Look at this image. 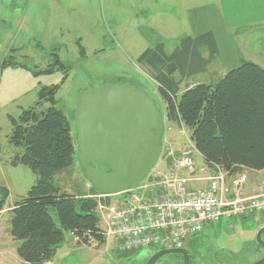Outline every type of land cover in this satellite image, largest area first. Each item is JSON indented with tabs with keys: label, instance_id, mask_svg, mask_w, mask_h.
<instances>
[{
	"label": "rangeland",
	"instance_id": "1",
	"mask_svg": "<svg viewBox=\"0 0 264 264\" xmlns=\"http://www.w3.org/2000/svg\"><path fill=\"white\" fill-rule=\"evenodd\" d=\"M164 3L153 0H0V67L4 60L13 59L15 63L28 69L45 71L53 63L51 54L55 53L70 69L68 78L62 85V72L33 77L31 73L16 68L0 71V201H3L0 210V264H25L17 257V243L9 234L10 208L26 197L30 188L38 181L37 175L28 168L11 167L13 157L22 153V149L8 144L12 130L8 117L17 118L22 111L34 107L41 88L61 85L55 97V108L62 112L71 126L73 163L52 176V182L63 193L80 196L91 188L77 161L73 114L76 99L83 91L104 84H122L128 80L133 86L143 88L159 108L164 130L161 154L152 173L160 172L166 176L174 174V166L171 164L173 158L188 150L195 157L196 169L199 168L198 165H202L190 144L188 129L166 120L165 106L158 97V86L152 79V71L146 64L137 62L144 48L156 42L152 38L161 39L166 54H169L182 37V33L178 35L180 30L186 28L182 22H178L175 28L165 25L164 31L160 28L161 32L158 34L153 26L158 24L160 16L146 19L150 12L169 10L167 2ZM191 4L196 6L200 3ZM186 5L188 7L189 2ZM182 14L184 13L181 11ZM144 31L149 32L150 40L143 34ZM223 39L219 37L218 51L212 54L213 59L209 58L211 51L206 46L199 49L208 60L205 73L185 78L179 85L181 91L209 78L215 85L223 78V73L233 68L227 64L226 59L237 46L247 62L251 60L264 66V29L246 33L245 40L237 36L236 41L229 40L228 45ZM78 40L85 49L84 59L80 58L75 44ZM42 104L37 108L40 112L49 107L48 104ZM196 188L199 187L194 186ZM1 189H5L7 195ZM117 199L111 198L110 204L117 206ZM101 202L107 204V199ZM102 224L101 222V229ZM262 227L264 215L223 220L212 226L196 237V240L205 242V247L199 248V254L195 256L197 264H222V261L231 264L223 253L218 255L220 260H213V254L219 249H229L235 257L239 256L235 253L241 249L249 254L248 246L252 250L251 241H255L257 231ZM254 245V248L258 247L257 243ZM155 250L150 247L130 255L119 252L117 241L113 238L106 237V243L95 249L79 246L77 241L67 235L64 246L57 250L53 260L47 264H136L129 259H142L141 257L148 256ZM260 256L261 254L259 258ZM177 257L179 256L166 255L157 264H181V258L177 262ZM247 258L242 259V264L248 262ZM230 259L233 260L232 257Z\"/></svg>",
	"mask_w": 264,
	"mask_h": 264
},
{
	"label": "trees",
	"instance_id": "2",
	"mask_svg": "<svg viewBox=\"0 0 264 264\" xmlns=\"http://www.w3.org/2000/svg\"><path fill=\"white\" fill-rule=\"evenodd\" d=\"M154 48L142 53L137 62L146 64L157 83V93L165 106V117L190 132V142L205 165L220 166L229 173L264 170V69L243 62L229 71L215 85L197 84L179 95V74H195L202 69L199 48L215 51L213 38L204 36L187 41L167 56L158 40ZM81 59L86 57L81 41H76ZM53 63L45 71L20 66L13 59L4 60L0 71L16 68L33 77L62 72L61 85L70 69L51 54ZM213 57V56H212ZM60 84L41 88L34 107L17 118L8 117L11 134L8 144L22 149L11 167L23 166L37 175V183L10 210L9 234L17 243L16 255L25 264H47L62 248L69 235L79 246L100 248L106 238L100 229L97 212L98 193L91 187L85 197L63 193L53 182L55 172L73 163L74 144L71 126L55 108ZM41 103L49 107L38 111ZM42 104V105H43ZM7 195L5 189H1ZM2 200V199H1ZM109 200L107 199V204ZM3 201H0V210ZM136 253H129L130 255Z\"/></svg>",
	"mask_w": 264,
	"mask_h": 264
},
{
	"label": "built area",
	"instance_id": "3",
	"mask_svg": "<svg viewBox=\"0 0 264 264\" xmlns=\"http://www.w3.org/2000/svg\"><path fill=\"white\" fill-rule=\"evenodd\" d=\"M191 153L173 158L174 174L150 172L142 183L118 195L117 206L101 202L109 196H96L103 235L115 239L120 252L183 249L223 220L264 214V189L244 194L245 171L229 173L205 164L196 169Z\"/></svg>",
	"mask_w": 264,
	"mask_h": 264
},
{
	"label": "water",
	"instance_id": "4",
	"mask_svg": "<svg viewBox=\"0 0 264 264\" xmlns=\"http://www.w3.org/2000/svg\"><path fill=\"white\" fill-rule=\"evenodd\" d=\"M73 122L79 167L100 195L126 192L159 160L162 114L146 91L128 80L83 91L76 99ZM263 233L264 228L257 237ZM171 254L184 256L186 250L159 251L146 264Z\"/></svg>",
	"mask_w": 264,
	"mask_h": 264
},
{
	"label": "crops",
	"instance_id": "5",
	"mask_svg": "<svg viewBox=\"0 0 264 264\" xmlns=\"http://www.w3.org/2000/svg\"><path fill=\"white\" fill-rule=\"evenodd\" d=\"M153 1L154 2L160 1L161 3L167 2V5H169L170 7L169 10L162 9V10H156L154 12H150L146 17V19H148L149 17L150 20L153 17L160 16V19L158 18L159 20L158 24L156 26H153L154 30H156L158 34L159 32H161L159 30L160 28L164 31L165 25H170L171 27L175 28L178 26L177 24L178 22H182L186 27L178 32V35L179 33H182L181 35L182 37L179 38L180 40L179 43L172 48V51L169 54H166L167 56L172 55L176 49L177 50L180 49V47L183 46V44L186 43L187 41L194 42L207 35H210L214 41L215 51L212 53H217L218 51L217 41H219L218 40L219 37L220 39L224 38L223 40H225V43L228 45L229 40L231 42L232 41L234 42L237 36L238 37L240 36L242 40L243 39L245 40L246 33H253L255 31L264 29V0H153ZM187 2H189L188 7L186 5ZM191 2H198L200 4L194 6V4H191ZM191 7H197V8L194 10H190L189 8ZM177 10H179L180 12H178ZM181 11L184 14L181 15ZM143 34L146 35L147 39L149 38L151 39L149 32L144 31ZM152 40H154V38H152ZM158 40H160L164 44V42L161 39ZM156 42L152 44V46L144 48L145 49L144 52L147 49L154 48V46L157 44ZM200 48H202V46ZM164 51L166 53L165 45H164ZM199 55H200V59L203 60L204 62L202 64L201 70H198L195 74H190V76H188L189 74L187 73L185 74V76H182V79L178 73H177L178 76L174 74V77L180 82V84L183 82L185 78H190L193 75L205 73L206 67L208 66V60L204 58V56L201 53ZM209 58L213 59L212 54H209ZM226 61L227 64L230 65V67H233L231 68V70H233L239 67L243 62H247V59L243 57V55L239 51V46H237L233 48V53L231 51ZM248 62L254 63L259 67H261L262 69H264V66H262L261 64L255 63L254 61L251 60H249ZM227 73L228 72L223 73L222 74L223 77ZM203 83H205L206 85H213L211 78L206 80H201V82H199V84H203ZM191 87H188L183 91H181V88L179 86V90H180L179 95L184 91L190 89ZM190 144L192 145V147H194L191 142ZM195 156H197L200 159V162L203 165L204 163L202 157L197 152ZM195 167L197 168V164L195 165ZM263 175H264V170L260 172L248 171L249 182H248V186L245 189L247 194H251V193L253 194L256 191L257 187L259 186L264 187V177H262ZM87 191L83 192L84 194L82 193L80 196L85 197L86 195H89L90 188L87 189ZM15 205L16 203L14 204V206ZM14 206H12L10 210Z\"/></svg>",
	"mask_w": 264,
	"mask_h": 264
},
{
	"label": "flooded vegetation",
	"instance_id": "6",
	"mask_svg": "<svg viewBox=\"0 0 264 264\" xmlns=\"http://www.w3.org/2000/svg\"><path fill=\"white\" fill-rule=\"evenodd\" d=\"M262 228H264V227H262ZM258 231H257V233H258ZM204 243L205 242H203V240H196L195 239V240H193V242L190 243V247H187V249H185L186 255H184V256L182 254H171V255L179 256L181 258V260H180L181 264H197L195 256L197 254H199V251H200L199 248L203 249L205 247ZM251 243L253 244L252 245L253 248L251 250L250 246H248L249 254L245 253L244 250L241 249V250H239V252L235 253V254H238L239 256L235 257V255L232 253L233 251H231L229 249H227V250L226 249H219L217 252H215L213 254L212 258L214 261L218 260L219 259L218 255L220 253H223V255L227 256V261H229L231 264H242V259H244V257H248L247 258L248 262L246 264H260V263L263 264L264 263L263 262L264 261V233L261 234V236L259 238L257 237V234H256L255 241H251ZM254 243H257L258 247L254 248V246H255ZM158 252L159 251H154V253H151L145 257L140 256L142 259H139L138 257H136V258H130L129 260L131 263L135 262L136 264H146L148 262V260ZM260 254H261V256L259 258ZM163 257L164 256H162L161 258H163ZM179 257H177V262H179ZM231 257L233 260L230 259ZM161 258H159L154 264H157L158 261L160 262ZM236 262H238V263H236ZM222 264H225L224 261H222Z\"/></svg>",
	"mask_w": 264,
	"mask_h": 264
},
{
	"label": "bare ground",
	"instance_id": "7",
	"mask_svg": "<svg viewBox=\"0 0 264 264\" xmlns=\"http://www.w3.org/2000/svg\"><path fill=\"white\" fill-rule=\"evenodd\" d=\"M101 229V228H100ZM102 230V229H101ZM102 232H103V230H102ZM120 252V251H119Z\"/></svg>",
	"mask_w": 264,
	"mask_h": 264
}]
</instances>
